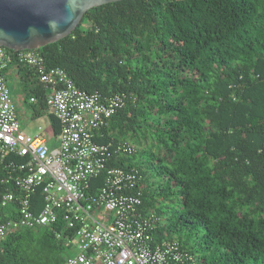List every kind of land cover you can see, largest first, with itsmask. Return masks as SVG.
Segmentation results:
<instances>
[{
    "label": "trees",
    "instance_id": "obj_1",
    "mask_svg": "<svg viewBox=\"0 0 264 264\" xmlns=\"http://www.w3.org/2000/svg\"><path fill=\"white\" fill-rule=\"evenodd\" d=\"M36 50L83 91L134 97L95 140L135 146L108 164L138 168L140 209L162 219L154 240L184 237L194 264H264V0L112 1ZM12 66L42 114L46 87ZM48 119L55 137L59 121ZM32 200L39 208L40 189ZM72 236L60 220L16 230L0 264H65Z\"/></svg>",
    "mask_w": 264,
    "mask_h": 264
},
{
    "label": "built area",
    "instance_id": "obj_2",
    "mask_svg": "<svg viewBox=\"0 0 264 264\" xmlns=\"http://www.w3.org/2000/svg\"><path fill=\"white\" fill-rule=\"evenodd\" d=\"M12 64L33 68L46 87V110L59 121L55 137L20 129L4 74ZM130 98L124 92L83 91L63 68L47 67L38 50L0 46V242L16 230L60 220L73 232L65 239V264H194V254L178 240H154L162 219L140 209L139 191L134 192L138 168L108 164L110 157L130 154L135 146L95 140ZM100 176L102 184L90 192L91 181ZM38 189L39 208L32 200Z\"/></svg>",
    "mask_w": 264,
    "mask_h": 264
},
{
    "label": "water",
    "instance_id": "obj_3",
    "mask_svg": "<svg viewBox=\"0 0 264 264\" xmlns=\"http://www.w3.org/2000/svg\"><path fill=\"white\" fill-rule=\"evenodd\" d=\"M117 0H0V46L38 49L72 32L85 12Z\"/></svg>",
    "mask_w": 264,
    "mask_h": 264
},
{
    "label": "rangeland",
    "instance_id": "obj_4",
    "mask_svg": "<svg viewBox=\"0 0 264 264\" xmlns=\"http://www.w3.org/2000/svg\"><path fill=\"white\" fill-rule=\"evenodd\" d=\"M7 83L10 89V95L17 105L18 121L20 123V129L23 130L25 133L31 135L39 133V131L49 135V131H50V128L48 127L50 125L48 122L49 112L45 110L42 114L38 116H33L31 103L27 99L29 89L22 84H18V83L16 84L11 79L8 80ZM39 127L41 129H39ZM176 240H178L182 245L183 242L185 241L184 237L181 238L176 237ZM196 253L197 252H195V254Z\"/></svg>",
    "mask_w": 264,
    "mask_h": 264
},
{
    "label": "crops",
    "instance_id": "obj_5",
    "mask_svg": "<svg viewBox=\"0 0 264 264\" xmlns=\"http://www.w3.org/2000/svg\"><path fill=\"white\" fill-rule=\"evenodd\" d=\"M5 78L8 82V80H13L16 84H22L26 88L29 89L30 83L28 80V77L25 75L24 71H19L16 66H10L5 71ZM8 84V83H7ZM50 124V123H49ZM50 128V125L48 126ZM50 134H52L51 128H50Z\"/></svg>",
    "mask_w": 264,
    "mask_h": 264
}]
</instances>
